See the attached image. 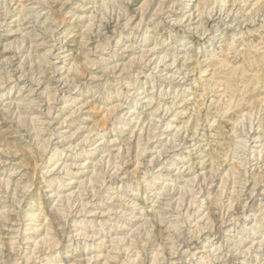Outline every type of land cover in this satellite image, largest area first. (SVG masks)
Returning a JSON list of instances; mask_svg holds the SVG:
<instances>
[{
  "label": "rangeland",
  "instance_id": "obj_1",
  "mask_svg": "<svg viewBox=\"0 0 264 264\" xmlns=\"http://www.w3.org/2000/svg\"><path fill=\"white\" fill-rule=\"evenodd\" d=\"M0 264H264V0H0Z\"/></svg>",
  "mask_w": 264,
  "mask_h": 264
},
{
  "label": "bare ground",
  "instance_id": "obj_2",
  "mask_svg": "<svg viewBox=\"0 0 264 264\" xmlns=\"http://www.w3.org/2000/svg\"><path fill=\"white\" fill-rule=\"evenodd\" d=\"M23 17H24V16H23ZM19 18H20V17H19ZM24 36H25V35H24ZM29 37H30V36H29ZM26 39H27V38H26ZM49 54H50V53H49ZM49 54H48V55H49ZM45 56H46V55H45ZM54 58H55V57H54ZM161 59H162V58H161ZM249 60H250V59H249ZM95 63H96V62H95ZM30 66H31V65H30ZM51 66H52V65H51ZM52 69H53V68H52ZM71 71H72V70H71ZM54 73H55V72H54ZM72 74H73V73H72ZM170 79H171V78H170ZM49 80H50V79H49ZM49 80H48V81H49ZM67 85H68V84H67ZM32 93H33V92H32ZM50 101H51V100H50ZM171 108H172V107H171ZM23 109H24V108H23ZM19 118H21V117H19ZM237 124H238V123H237ZM135 140H136V139H135ZM47 144H48V143H47ZM136 151H137V150H136ZM117 152H118V151H117ZM138 152H139V151H138ZM119 153H120V152H119ZM214 168H215V167H214ZM58 169H59V168H58ZM234 169H235V168H234ZM34 170H35V169H34ZM232 171H233V170H232ZM116 173H117V172H116ZM179 192H180V191H179ZM93 197H94V196H93ZM181 202H182V201H181ZM85 207H86V206H85ZM177 207H178V206H177ZM180 207H181V206H180ZM174 209H175V208H174ZM3 214H4V213H3ZM32 250H33V249H32ZM155 252H156V251H155ZM30 254H31V253H30ZM35 254H36V253H35ZM32 259H33V258H32ZM32 259H31V260H32ZM29 261H30V260H29Z\"/></svg>",
  "mask_w": 264,
  "mask_h": 264
}]
</instances>
